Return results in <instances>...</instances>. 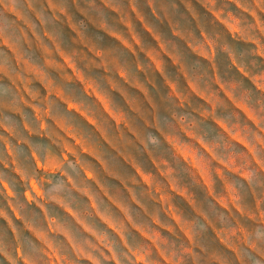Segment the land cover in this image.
Listing matches in <instances>:
<instances>
[{
	"label": "clouds",
	"instance_id": "1",
	"mask_svg": "<svg viewBox=\"0 0 264 264\" xmlns=\"http://www.w3.org/2000/svg\"><path fill=\"white\" fill-rule=\"evenodd\" d=\"M0 264H264V0H0Z\"/></svg>",
	"mask_w": 264,
	"mask_h": 264
},
{
	"label": "rangeland",
	"instance_id": "2",
	"mask_svg": "<svg viewBox=\"0 0 264 264\" xmlns=\"http://www.w3.org/2000/svg\"><path fill=\"white\" fill-rule=\"evenodd\" d=\"M151 36H146L145 39H150ZM81 52H84L85 50L83 48L80 49Z\"/></svg>",
	"mask_w": 264,
	"mask_h": 264
},
{
	"label": "crops",
	"instance_id": "3",
	"mask_svg": "<svg viewBox=\"0 0 264 264\" xmlns=\"http://www.w3.org/2000/svg\"><path fill=\"white\" fill-rule=\"evenodd\" d=\"M148 36H151V34H149Z\"/></svg>",
	"mask_w": 264,
	"mask_h": 264
}]
</instances>
